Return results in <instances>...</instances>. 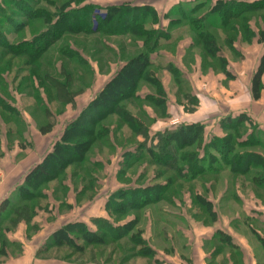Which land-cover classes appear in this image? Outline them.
<instances>
[{
	"label": "rangeland",
	"instance_id": "374dc122",
	"mask_svg": "<svg viewBox=\"0 0 264 264\" xmlns=\"http://www.w3.org/2000/svg\"><path fill=\"white\" fill-rule=\"evenodd\" d=\"M248 1L253 3L249 7ZM84 3L100 10L110 5L121 8L97 31L66 30L68 24L71 30L76 24H62L63 14ZM124 5L140 8L129 11ZM228 9L236 11V17H229ZM121 12L143 21L141 31H107ZM200 31L214 37L216 44L204 41ZM146 43L153 49L151 64L145 66L139 58L135 68L143 76L135 82L134 94L117 104L134 116L136 129L115 113L94 128L82 121L85 128L97 131L89 143L83 142L85 151L77 148L82 159L60 171L50 169L52 178L31 188L30 197L22 194L26 172L88 107L104 86L95 92L99 81L110 79L125 62L146 52ZM38 44L45 49H35ZM263 55L264 0H0V185L10 184L9 193L0 199L6 200L0 211V263L30 251L44 259L77 264H159L153 258L159 238L201 211L202 217L207 215L198 207L195 191L226 214L239 212L243 221L253 223L262 219L264 66L257 71ZM114 88L128 91L124 86ZM167 107L171 110L164 115ZM241 113L251 122L241 123L237 132L250 135L249 144L235 145L225 154L205 148L208 156L199 160L207 173L193 176L190 168L178 173L187 163L184 152H200L198 141L205 146L213 136L233 132L224 127V120ZM48 122L53 130L43 135L39 127ZM188 123H202L203 131L195 132L189 145L167 149L177 167L154 163L150 145L156 134ZM137 125H142L140 133ZM221 155L245 160L239 164L236 160L235 166ZM247 159L251 168L245 170ZM158 188L157 200L126 207L129 200L138 202L142 191L155 193ZM169 193L174 206H185V214L176 213L174 207V212L161 210L159 206L168 201L159 200H168ZM219 193L223 197L217 201ZM68 223L75 226L57 232Z\"/></svg>",
	"mask_w": 264,
	"mask_h": 264
},
{
	"label": "trees",
	"instance_id": "16d2710c",
	"mask_svg": "<svg viewBox=\"0 0 264 264\" xmlns=\"http://www.w3.org/2000/svg\"><path fill=\"white\" fill-rule=\"evenodd\" d=\"M80 3H82V1H80ZM252 4L253 3L251 1H248L247 7L251 6ZM92 5L93 4H90V3H84L82 6L74 8L73 11L70 12L71 14L66 13L69 15V17L71 18L73 17L72 21H68V17L66 16V14H63L65 17L62 19L63 20L62 24H65V23L68 24V22L70 23L72 22L71 25L76 24L75 25L76 28L74 30L70 29L71 27L70 24H68L69 28L67 27L66 30L68 31H85V30L97 31L105 24H108L109 22H111L114 17V14H117V13H114L116 9L121 8V7H117V5H110V6H107V8L100 10L99 8L93 7ZM195 7L197 6L195 5ZM123 8L129 11L130 9H136V11H138L140 8V5H136L135 7L124 5ZM228 10H229L228 12L229 17L230 16L233 18L236 17V14H237L236 11H233L231 9H228ZM223 11L226 12L227 10H223ZM119 15L121 16L120 18L116 19L111 24L110 27H106L107 31L111 32L112 30L115 31L118 29L119 31H122V32L124 31L134 32L135 30H137V28L139 31H141L139 29L140 28L139 25H141L143 21L137 22V19L135 16L130 17L128 14H126V12L125 13L123 12L122 14H119ZM222 17L226 19L227 15L224 14L222 15ZM93 19H95L94 25H93ZM59 24L60 23H58L56 26H58ZM199 35L200 36L202 35L204 41H206L207 43L211 45L216 44L215 38L212 37L209 33L203 34V32L200 31ZM44 47L43 46L41 47V45L38 44L34 48L43 50L45 49ZM151 47L152 45L150 44L148 45L146 43L147 51L146 52L144 51L145 53L143 52L138 57H133L129 59L127 62H125L124 65L121 66L120 70H118V72L115 73V75L112 76L104 84V86L100 89V91H98L96 95L89 101L87 105L88 107H85L81 111V113L78 115V117L74 119L73 121H71L66 126V128H64V131L62 132L61 136L54 142L52 149L47 152L46 156L41 161H38L37 163H35L30 168V170L26 172V174L24 175L23 185H21L22 187H20L23 190L21 192L22 194H24V192L25 193L27 192V196L30 197L29 194L34 192L31 188L37 187L40 184V182L44 180L45 178L46 179L52 178L50 177L51 175L49 173L50 169L60 171L61 167H64L67 164H70L72 161L81 160L82 154H79L77 152V148L81 147V151H85V148H83V142L89 143L90 136L94 134L97 135V131L93 132V128L107 114H110V113L117 114L123 121H125L134 130L136 129L135 122L133 121L134 116L127 109L125 108L121 109V107H119L117 104L119 103L120 100H124L127 98V96L134 94L135 92L134 87L136 84L135 82H137V80L143 76V71L142 70L137 71L135 66L137 64V61H139V58L141 57H142V60H144L143 62L145 66H147L148 64H151V60L149 58V52L153 50ZM21 52L27 53L26 50H22ZM262 58L264 60V55ZM262 66H264V63L260 64L257 72H259ZM117 85L122 86V87L124 86V88L128 90L127 93L124 94V91L123 92L121 91L120 93L119 91H116V88H114V86H117ZM109 94H114L116 95V97L111 98V95ZM109 101L114 104L113 105L114 107H111L108 104ZM98 104L100 106H98ZM82 121L87 122L89 125L93 126V128L92 129H90L91 127L85 128L83 125H81ZM224 122H225L224 127L233 128L232 129L233 132L226 133L224 137L215 135L207 143H205V146L203 145V143H201V141H198L196 144V147H200L199 150H202V151L197 152V153H194L192 151V153L188 152L187 154L186 152H184L185 155H183L184 156L183 160H185L187 163L185 166L179 167L177 169L179 174H181L184 168L185 169L190 168V170H193L192 171L193 174L191 173L193 176L202 174V173H207L205 172V170H203V166L201 165L199 158L201 159L203 158L202 160H205V155L206 157L208 156L207 151H209L210 148L224 150V152L220 151V153L222 152L221 154H225V152L228 153L229 150L233 149L235 145L242 146L245 144H249L250 135L249 136L247 135V137H243L241 134H238L237 132V130H239L240 128L241 123L243 124L244 122H251V119L248 117L246 113H241L237 116H228L224 120ZM141 126L137 125L139 133H140L139 129L141 128ZM51 128H52V124L48 122L44 125H41L39 127V131L44 134L46 132H49ZM145 130L146 129H144V131ZM198 130H199V133H202L203 131L202 123H188L175 130H165L163 132L157 133L155 143H152L153 145H150V147L153 146L152 148H150L152 150L150 152L151 154H153L154 158L152 159L154 163H158V164L169 166V167L170 166L177 167L176 165H174L175 163L174 160L171 161V158H173L172 153H168L167 149L172 148L171 150L175 151L176 146L181 148L183 146L189 145L190 143L194 141L193 138L196 136L195 132H198ZM191 132L194 135L189 136L188 133H191ZM251 132H253V129ZM143 135L147 137L148 133L145 132L143 133ZM79 136H86L88 137V139H86L85 141H79L77 139L75 140V138ZM223 146L225 149L222 148ZM154 147L158 149V152L154 151L153 149ZM205 148L207 149V151H205ZM60 154L61 156L63 155V158L60 156ZM64 154H68V155H64ZM248 155L250 154H245V157ZM222 156L223 155H221V157ZM223 160L227 161L228 164L233 163L235 165L234 162L236 160H237L236 164H239V163H242V160H245V159L239 156H238V159L237 157L234 158L232 156L231 157L225 156V159L223 158ZM249 160L247 159L246 161H244L245 163L247 162V166L245 165L246 167H244L245 170H248L249 168H251L250 167L251 164L249 165V162H250ZM208 165L210 167L212 166V163L209 162ZM182 175H185V174H182ZM158 190L159 188L156 189L155 193H151L150 190L142 191L141 193L138 194V197H137L138 202H134L128 199L129 202L128 204H126V207L134 208V207L140 206L143 204L141 202H143L144 200L145 202H148L150 200H154V201L157 200L156 196L158 195ZM27 196L25 197L27 198ZM25 197L22 196L21 199H25ZM198 199L200 203H204V204L207 203L199 196H198ZM4 200L0 202V211L4 208V205H3ZM70 226H75V223H68L60 227V229L57 232L60 231V233L62 232L65 233L67 232V228ZM57 232L56 233L54 232L53 235H51L52 238L55 237V235H57Z\"/></svg>",
	"mask_w": 264,
	"mask_h": 264
},
{
	"label": "crops",
	"instance_id": "0c3cea01",
	"mask_svg": "<svg viewBox=\"0 0 264 264\" xmlns=\"http://www.w3.org/2000/svg\"><path fill=\"white\" fill-rule=\"evenodd\" d=\"M109 77L99 81V83L101 82L100 84L97 80L95 81V83L101 85L100 87L97 86L95 92H97L99 88H101L103 84L109 80ZM170 110V107L165 108L163 114L168 115ZM195 112H197V110L191 113V115H194ZM53 127L54 126H52L49 132L42 134H50ZM9 185L10 184H8V186ZM8 186L3 185L2 187V185H0V199L9 193ZM195 192V195L201 197L204 201L209 203L198 204V207L201 208V210L203 208L207 215L202 217V213L204 212L201 211L200 214L191 216L193 217V220L191 219L192 221L186 219L183 220L184 225L178 223L175 228L171 226L170 232L159 238V245H154L153 258L159 264H264V235L261 234V230H264V217L260 220L255 219L254 223L252 221H243L239 212H237V214L234 212L233 215L226 214L222 211L220 205L216 206L213 203L211 198L204 195L201 191ZM166 194L167 193H165V195ZM168 196H170L168 200H159V202L168 201L169 204L159 206L161 210L174 212L172 209V207H174L176 213L185 214V206H174L171 201L172 195L169 193ZM215 196L218 201V198L223 197V194L219 193V195L216 194ZM254 199V201L259 200L256 196ZM168 206L170 209L167 208ZM260 206L261 208H264V203L260 204ZM241 208L243 209V207ZM252 208L253 207L249 209ZM244 209L247 208L245 207ZM251 214L254 216L257 215V213L253 211ZM185 216L188 218L187 215ZM250 217H252V215ZM0 264L77 263L65 262L51 258L44 259L39 256H35L33 252L25 251L19 255L7 258Z\"/></svg>",
	"mask_w": 264,
	"mask_h": 264
}]
</instances>
